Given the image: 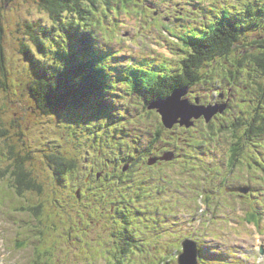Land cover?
Here are the masks:
<instances>
[{
  "label": "rangeland",
  "instance_id": "1",
  "mask_svg": "<svg viewBox=\"0 0 264 264\" xmlns=\"http://www.w3.org/2000/svg\"><path fill=\"white\" fill-rule=\"evenodd\" d=\"M226 1L237 3L244 0H217L213 3L210 0L202 3H199L200 0H138L136 5L125 11L110 13L111 17L106 19L102 27L106 30L105 34L97 29L99 42L103 48L117 54L116 66L122 69L130 65L129 60L137 61L147 56L159 62H166L165 58H168L172 66H180L181 60L189 53L181 49V42L173 33L179 36L187 27L204 28V18L208 17L205 19L207 22L215 19L209 16L213 15L211 10L217 7V11H220ZM155 3H159L158 8L161 10L165 6L169 7L170 20L165 14L157 15L156 8L150 6ZM184 15L188 20H179ZM259 21L260 25L246 34V38L251 36L250 39H264V18L260 17ZM30 24H33V28H41L55 22L38 0H0V34L3 36L1 44L7 78L2 75L1 62L0 76L8 81V88H0V170L23 164L30 177L36 179L42 187L41 191L25 188L21 191L16 176L9 174L0 178V264H91V261L93 264H106V249L116 246L114 232L123 228L124 223L119 219L117 223L104 222L103 227L97 224L95 217H98V208L95 199L90 196L91 190L88 188L84 191L85 196H78L77 193L94 182L101 167L110 160L109 155L117 150L118 144L122 143L137 156L145 154L146 148H150L155 139V132L162 127V115L145 114L142 102L136 100L137 95L130 89V84L121 81L113 94V113L119 116L117 122H124L122 118L129 116L132 111L138 112L135 123L130 124L125 119V125L129 126L127 130L130 131L128 141L115 138L113 132L117 125L107 120L101 122L103 126L99 132L108 130L109 125L112 133L100 134L98 138L105 140V143L98 142V138L93 140L96 126L93 122L86 124L85 120H78L84 114L82 110L53 115L40 111L29 91V84L37 77L39 70L33 68L30 60L22 53L23 44L31 43ZM113 33L117 34V39L110 38ZM105 36H109L111 41ZM39 55L42 56L40 52ZM44 56L41 60L49 59ZM228 63L225 61L223 64ZM210 89L205 92L194 90L186 98L191 105L209 108L212 106L209 104L215 103L217 99L216 96L211 98ZM236 90L240 94L246 92L243 88ZM197 94L200 95V101L194 103ZM236 99L240 97L237 95ZM245 99L247 102L243 101L242 107L216 120L217 124L221 125L224 118L238 117L243 110L249 112L253 103L247 96ZM224 100L222 98L219 101ZM129 117H133V114ZM203 118L192 117L190 122H202L190 131L184 129L185 123L173 128L174 131L163 129L160 143H154L153 151H164L167 147L163 143L165 141L180 144L185 153L178 158L172 153V159L156 169V172L168 173L165 174L167 178L156 176L157 179H151L150 169L142 170L148 165L144 161L143 168L131 177L140 180L148 175V181L163 184L164 189H155L150 201L145 204L146 211L152 212L148 217L130 213V227L137 230L139 239L151 244L147 246V253L150 254L148 264H159L165 261L166 255L172 259V264H178L182 242L187 238L196 240L200 246L206 245L213 251V255L219 256L220 263L211 258L210 264H264V256L257 248L256 241L258 235H261L264 247V179L260 178L264 174V164L260 165L253 158L257 156L260 161L264 160V136L253 142L248 140L249 153L244 166L237 163L233 167L230 161L232 155L227 152L231 140L225 138L231 137L227 133L231 130L218 132L216 124L209 125ZM201 125L203 130L199 128ZM115 139L118 141L115 142ZM201 141L206 142V145L200 144ZM80 145L84 149H79ZM101 148L107 149L105 155V152L100 151ZM53 154L62 155L69 161L75 160L77 167L74 172L70 173L68 169L67 173L70 174L60 175L51 161ZM214 157L223 169L220 175H217V167H210L212 160H216L212 159ZM240 158L243 159V156ZM125 162L131 164L133 160ZM238 171H244L245 183L238 182V185L245 188V193L233 195L230 189L232 182L219 184L227 173L228 177L232 174V180L237 181ZM156 172L153 170L152 173ZM72 178L79 187H72ZM112 179L107 178L98 185V188L104 185L110 187L104 189L107 195L119 187L112 185ZM217 184L218 191L215 194L200 197L204 192L199 191H213ZM155 205L159 206L157 210ZM252 207L263 213L260 227L255 226H259V217L253 221L255 225L245 219ZM38 208L41 211L39 216L34 211ZM132 209L128 207L126 211ZM155 212L162 217V222H159ZM92 217L94 223H90ZM157 222L162 228H155ZM148 254H140V257L146 258ZM86 258L90 260L84 263Z\"/></svg>",
  "mask_w": 264,
  "mask_h": 264
},
{
  "label": "trees",
  "instance_id": "2",
  "mask_svg": "<svg viewBox=\"0 0 264 264\" xmlns=\"http://www.w3.org/2000/svg\"><path fill=\"white\" fill-rule=\"evenodd\" d=\"M38 1L55 22L51 26L41 28H33V24H30L32 28L29 31L31 43H24L22 48V53L30 60L32 67L39 70L36 74L37 77L35 76L36 78L34 77L35 79L29 84V91L38 109L48 115L82 110L84 114L78 120H85L86 124L93 122L96 126L93 140L96 141L100 134L110 135L112 133L109 125L108 130L99 132L102 129L103 124L101 122L103 120L112 121L117 125L115 132H113L115 138L130 140V131L127 130L129 126L128 124L125 125V119L130 124L135 123L134 121L138 119V112L133 113V118L126 117L122 118L124 122H117L119 116L113 113L115 107L113 94L116 90L113 72L117 73L119 70L112 64L114 54L102 48L97 29L105 26L106 19L111 17V12L125 10V8L136 5L138 0ZM249 12V16L243 18H223L221 26H216L217 28L215 27L212 33L206 32L197 35L192 32L185 36L183 47L189 51V55L181 60L180 66H173L177 67V70L172 67L171 61L170 66L167 62L152 63L153 68L150 72L135 70L134 82H136V90L140 93V97L146 102L145 114L160 116L159 110L150 109V106H153L159 100H166L176 91L184 89L187 94H192L197 89L205 92L211 88V92L209 91L211 98L213 99L216 96L217 99L215 103H210L211 101H208V103H210L209 105L219 106V109L210 120L203 116L205 123L213 122L212 120L219 117L223 118V116L235 112L236 108L244 105L243 101L247 102L245 99V96H247L248 100L253 103L248 109L249 112L243 110L239 113L241 115L234 119L224 118L220 126L224 130L237 131V133L242 134L246 143L247 140L253 142L258 137L262 138L264 136V39L246 38L245 31L253 30L254 26L260 25V22L257 23V21L260 17L264 18V9L259 10V12L254 10ZM249 18H251L250 21ZM113 35L117 34L113 33ZM55 39L58 41L55 42ZM2 42L3 36L0 34L2 75L7 78ZM31 44L36 47V50ZM38 52L42 56H38ZM44 55L49 59L41 60ZM225 61L229 63L223 64ZM42 63L44 64L43 67ZM123 76L124 79L130 80L129 76H125V74ZM73 77L81 81V95H94L100 102L71 108L66 106L63 101L72 91ZM5 78L0 76V88H8V81ZM199 84L203 85L198 86ZM238 88H243L246 92L240 94L236 91ZM237 95L240 99H236ZM196 96L193 102L199 103L200 95L197 94ZM222 98H225V100L220 102L219 100ZM220 107L224 110L222 111ZM77 116L79 117V115ZM161 118L160 125L162 127L155 132V139L152 140L151 147L146 148L145 154L137 156L135 152L128 151L122 143L118 144L117 150L113 153L108 150L112 153L109 155L110 160L101 167V171L97 173L94 182L89 187L86 186L83 191L79 190L80 193H77L78 196L80 194L85 196L83 192L88 188L91 190L90 196L95 199L98 208V217H95L97 224L100 223L103 227L104 222L117 223L119 219L124 223L123 228H120L118 232H114L116 246L112 249H106L104 254L106 264H146L150 256L147 253V246L151 244L149 242L146 244L142 239H139L137 230L130 227L132 223L130 213L133 212L143 217H148L152 213L146 211L145 204L150 201V196L155 193V189L163 191L164 187L163 184L160 185L157 182L151 183L148 181L149 177L151 176V179L156 178V176L162 177V179L167 178L165 174L168 173L156 172V168L168 162V160L163 159L168 153L176 154L175 157L178 158L183 152V147L180 144L166 143L165 141L163 143H166L171 150L166 148L162 152L156 153L153 151L155 149L153 148L154 143H160L163 129L174 131L173 128L182 126L181 119L175 122L172 127H168L163 117ZM200 122L202 121L200 120ZM200 122L192 120L190 127L186 125L184 129L190 131L192 127H196ZM199 128L202 129L201 126ZM241 129H243V133ZM98 139V142L105 143V140ZM117 139L114 141L117 142ZM200 144H203V142H200ZM83 147L80 145L79 149H84ZM105 150L107 151L106 148L100 149L102 153L105 152L104 155L106 154ZM117 153L118 155L115 156ZM253 158L261 163L257 156H253ZM125 160H133V162L128 164ZM51 161L56 165V171L60 175L70 174L77 167L75 160L69 161L62 155H51ZM143 161L147 162L148 165L142 170L150 169V176L147 175V177H142L140 180L132 179L131 177L134 176L137 170L143 168ZM151 161L155 162L151 164ZM68 169L70 173H67ZM153 170L156 173H152ZM76 173H78V170ZM9 174L16 176L17 185L21 191L24 188L42 190L36 179L30 177L23 164L0 170V178ZM112 177V185L119 187L113 189L114 192L107 195L104 193V189L110 187L104 185L98 188V185L106 181L107 178ZM71 183L73 188L75 186L76 188L79 187L74 178H72ZM128 207L133 209L126 211ZM158 207L156 206L155 210ZM34 211L36 215H41L39 208ZM155 213L159 222H161L162 217L157 212ZM93 218H91L90 223H94ZM248 219L252 221L257 219L256 212L250 211ZM159 222L155 224V228H162ZM212 252L207 246L201 247V258H219V256L213 255ZM140 254L144 256L148 254V256L143 258L140 257ZM89 260L90 258H86L84 263ZM164 263L172 264V261L166 256L165 261L159 264ZM91 264H93L92 261Z\"/></svg>",
  "mask_w": 264,
  "mask_h": 264
},
{
  "label": "water",
  "instance_id": "3",
  "mask_svg": "<svg viewBox=\"0 0 264 264\" xmlns=\"http://www.w3.org/2000/svg\"><path fill=\"white\" fill-rule=\"evenodd\" d=\"M187 94V91L180 90L173 93L170 97L175 98L179 97V100L181 101V106L174 107L172 109V113L169 114L168 112H164L162 114L159 103L163 100H159L156 104H153V106H150V109H158L159 112L163 116V120L166 123L168 127H172V125L175 122H178V120L181 119V124L190 125V120L192 117L196 116L198 118L202 116H206L208 120L212 119L214 117V114H216L217 110L219 109V106H211L209 108H206L204 106H195L191 105L190 101L187 99H183V97ZM168 99V98H167ZM220 109L223 111L224 108ZM200 110V111H198ZM173 154H167V156H164L163 159L170 160L172 159ZM155 161H151V164H153ZM180 264H197V244L191 240H186L184 242V251L180 255L179 258Z\"/></svg>",
  "mask_w": 264,
  "mask_h": 264
},
{
  "label": "flooded vegetation",
  "instance_id": "4",
  "mask_svg": "<svg viewBox=\"0 0 264 264\" xmlns=\"http://www.w3.org/2000/svg\"><path fill=\"white\" fill-rule=\"evenodd\" d=\"M257 86L258 87H262L260 85H257ZM237 92L239 93V91H237ZM220 118L221 117H219L217 119H220ZM217 119L212 120L213 122H210L208 124L209 125H211L212 123L216 124V126L219 127L217 129L218 132L225 131L224 129L221 128V126L219 124H217V122H216ZM196 127H197V125H196ZM201 127H202V130H203V125H201ZM227 133H230V135H231V137L230 136H225V138L227 140H231V144L228 147L227 152H228V154L232 155L230 161L233 162V167H235L237 165V163L243 164V166H244V163L246 162L245 158L248 157V153H249L248 140H247V143H246L245 140H244L243 135L240 134V133H235L233 131H227ZM201 142H203V145H206V142H204V141H201ZM241 155L243 156V159L240 158ZM261 164H262V162L260 163V165ZM222 172H223V169L219 168V173H222ZM243 173H244V171H238L237 172V176H238L237 184H238V182H240L239 184H244L245 183V182H243L244 179H245V176L243 175Z\"/></svg>",
  "mask_w": 264,
  "mask_h": 264
},
{
  "label": "snow or ice",
  "instance_id": "5",
  "mask_svg": "<svg viewBox=\"0 0 264 264\" xmlns=\"http://www.w3.org/2000/svg\"><path fill=\"white\" fill-rule=\"evenodd\" d=\"M81 81L77 80L76 77H73V88L72 91L65 97L64 104L68 107H75L78 105H93L99 103V99L94 95H81L80 94ZM162 114L164 112L172 113L174 107L181 106V101L179 97H169L166 100H163L159 103Z\"/></svg>",
  "mask_w": 264,
  "mask_h": 264
},
{
  "label": "bare ground",
  "instance_id": "6",
  "mask_svg": "<svg viewBox=\"0 0 264 264\" xmlns=\"http://www.w3.org/2000/svg\"><path fill=\"white\" fill-rule=\"evenodd\" d=\"M255 192H258L257 190H255Z\"/></svg>",
  "mask_w": 264,
  "mask_h": 264
}]
</instances>
